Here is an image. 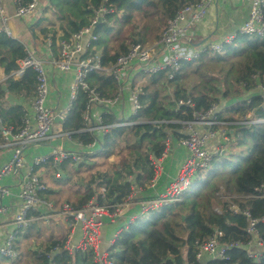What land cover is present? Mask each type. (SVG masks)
<instances>
[{
	"label": "trees",
	"instance_id": "16d2710c",
	"mask_svg": "<svg viewBox=\"0 0 264 264\" xmlns=\"http://www.w3.org/2000/svg\"><path fill=\"white\" fill-rule=\"evenodd\" d=\"M193 1L50 0V5L60 18L68 20L69 32L64 37L89 25L96 10L106 5L110 11L94 30L98 35L96 45L108 61L125 53L132 44L146 42L144 35L136 38L140 22L137 14L147 11L145 17L150 15L156 20L146 31L155 30L153 39H159L168 20ZM129 26L131 32L125 33ZM24 56L23 43L0 34V67L6 75L0 82L1 119L3 125L16 130L23 125L25 103L30 104L35 97V72L28 69L21 78L13 75ZM257 81L264 83V37L238 35L221 53L206 49L198 59L183 62L172 79H168L167 71L150 77L140 113L148 122L113 126L97 149L83 152L78 165L87 164V175L82 177L86 181L83 188L74 190L76 199L69 203L76 208L92 199L102 205L121 204L133 195L135 187L147 190L152 184L156 175L152 158L162 157L171 137L186 135L183 121L195 120L197 113H205L213 105L221 109L222 100L229 103L226 111L236 114L225 116L218 111L230 146L224 153H215L207 167L197 170L181 199L149 209L120 230L108 250L114 264H202L196 259V241L208 238L215 230L222 231L221 241L225 243H247L251 239L243 214L246 209L258 219L257 229L264 238V122H252L264 118L263 98L254 92ZM89 83L106 96L118 91L111 78L97 73L90 75ZM170 86L172 91L167 93ZM9 94L17 99L14 103L8 101ZM86 100L81 91L65 129L73 131L76 139L90 143L93 134L76 132L85 125L82 115ZM104 120L114 123L119 116L105 114ZM111 155L123 157L113 169L100 168L103 165L99 158L107 160ZM55 193L47 188L43 195ZM215 202L221 205L220 212ZM233 203L240 212L230 208ZM67 237V233L51 236L40 249L26 246L19 258L0 264H100L92 247L71 251L62 248L57 252L55 246L63 247ZM207 263L264 264V256L253 259L244 247H234L225 258Z\"/></svg>",
	"mask_w": 264,
	"mask_h": 264
},
{
	"label": "built area",
	"instance_id": "2783aa9c",
	"mask_svg": "<svg viewBox=\"0 0 264 264\" xmlns=\"http://www.w3.org/2000/svg\"><path fill=\"white\" fill-rule=\"evenodd\" d=\"M10 1L15 8L14 15L17 17L32 15L41 3V0ZM216 1L195 0L184 5L174 17L168 20L158 40L151 44L136 42L125 53L118 54L113 60L108 61L105 59L102 48L96 45L98 35L94 30L98 18L101 17L102 20L110 11L106 5H101L96 10L95 19L89 25L59 40L58 55H53L48 60L61 72L74 71L68 101L60 110H55L49 104L50 80L46 62L35 49L23 44L25 56L18 61V68L13 71V75L21 78L28 69H32L36 78L35 97L31 100L32 113L28 110L25 112L23 125L18 130L3 125L0 102V134L3 140L13 147L12 156L0 167V214L5 215L9 211L4 199L12 194V189L4 184V178L13 172L20 173L19 197L22 199L21 208L12 221L13 229L0 244V255L13 259L19 258L21 252L15 245L16 235L33 221L47 219L50 214L61 213L72 218L75 223L81 224L82 237L75 243L74 235L71 234L63 247L55 246L54 249L57 252H61L62 248L71 251L75 248L92 247L96 250V261L100 264H114L109 254L100 252V229L106 217L116 219L122 214L124 206L134 202L132 195L121 204L102 205L92 199L81 208H76L69 202L64 203L61 208H56L54 202L43 195L48 186L38 174V168L52 165L55 169L54 176L61 178L63 173L59 170V166L66 162L79 163L84 157L83 152L95 150L100 146V140L109 128L147 123L148 120L140 113L143 109L141 98L145 94L144 85L150 77L167 71L168 79H172L183 62L198 59L206 49L222 52L226 45L232 44L238 35L264 37V0H248L249 14L238 33L227 35L222 41L211 43L203 48L194 46L191 43L194 28L205 16L209 6ZM10 19L4 0H0V34L15 39ZM48 41L50 47L52 41L51 39ZM92 73L111 78L117 84L118 91L111 96L103 95L96 86H91L89 83ZM257 88L261 90L264 109V83L258 81ZM81 91L85 92L87 97L82 115L85 125L76 132L93 134L94 140L90 143L76 139L73 131L65 129V124ZM218 111V106L213 105L207 112L197 113L195 120L183 121L186 135L179 139V143L186 149L187 156L179 174L164 193L137 200L143 213L180 200L197 170L207 167L214 154L226 148L227 143L224 142H220L221 147L217 151H211L208 148L211 140L228 138V131L223 127L224 122L217 117ZM110 113L119 116V120L114 123L105 122L104 115ZM252 122H264V118L259 117ZM198 126H205L206 129H198ZM54 138L61 139V143L46 152L34 154L31 162L26 165L25 152L29 147ZM169 140L162 157L168 153ZM64 141L75 143L76 147H65L62 143ZM159 159L152 158L156 170L159 168ZM24 167H26L24 172H20ZM221 197L227 198L223 195ZM40 206L46 207L50 213L39 212ZM230 208L235 213L240 212L235 203ZM216 210L220 212V208ZM243 214L248 222L246 230L251 235V239L247 243H225L221 241L222 231L215 230L208 238L196 241L198 262L208 264L207 262L211 259L225 258L228 251L234 247H244L247 249L248 256L253 259L264 256V238L259 235L257 229L258 219L252 217L248 209L244 210ZM52 264L56 262L53 261Z\"/></svg>",
	"mask_w": 264,
	"mask_h": 264
},
{
	"label": "crops",
	"instance_id": "0c3cea01",
	"mask_svg": "<svg viewBox=\"0 0 264 264\" xmlns=\"http://www.w3.org/2000/svg\"><path fill=\"white\" fill-rule=\"evenodd\" d=\"M4 5L7 13L10 14L11 17V26L15 39L19 40L25 46L35 49L39 56H41V58H43L46 62L50 80L49 104L55 110H60L68 101L74 71L71 70L61 72L53 67L48 60L53 55H58L59 40L67 38L71 34L70 33L67 37H64L65 34L69 32L68 20L62 19L56 14L55 10L50 5V0H41V3L35 13L30 16L20 17V20H18L17 16L14 15L15 8L10 0H4ZM50 10L54 13L48 14ZM248 14V0H217L209 6L205 16L196 24L191 43L196 47L203 48L211 43L222 41L227 35L238 33L241 25L247 19ZM48 39H51L52 41V45L50 47ZM5 78L6 75L4 70L0 67V82H2ZM257 84L254 92L261 95V90L257 88ZM16 100L15 96L11 94L8 95V101L10 103H14ZM25 104V111L28 110L29 113H32L31 102L30 104ZM228 104H224L219 112L225 114V116H228V114L236 116L235 113H228L226 111L225 106H228ZM198 129L205 130L206 127L198 126ZM220 141L221 138L211 140L208 148L211 151L219 150L221 147L219 146ZM169 142L170 147L168 153L166 156L159 159V168L156 170L155 178L149 188L147 190H141L140 187H135L132 197L136 199V202L131 203L129 206H124L122 214L116 219H110L108 217L104 219V224L100 229V252L109 254L108 250L110 248V244L114 241L120 230L143 213L140 204L137 203V199H148L164 193L171 182L179 174L182 163L187 156V151L180 145L179 139L171 137ZM53 146L54 145L51 143L50 139L49 141L29 147L25 152L26 165L31 162V158L34 154L46 152ZM226 148H222V153L226 151ZM12 154V145L6 143L0 134V167L10 159ZM26 167L22 168L20 172L23 173ZM45 167L53 168L52 165H46ZM38 174L46 183L44 179L45 174H43L39 168ZM19 176L20 173L17 174L16 172H13L4 178V184L10 186L12 194L4 199V203H6L9 207L8 213L5 215L0 214V244L12 231L13 218L16 213H18L22 205V199L19 197ZM48 188L51 187L48 186ZM73 188L74 190H78L83 188V186L80 187L78 185ZM54 190L56 191L55 194H58L59 190L55 188ZM45 197L50 201H53L56 208H61L64 204L63 202L66 203V201H61L60 198H50L49 196ZM39 212L46 214L50 213L44 206L39 207ZM41 224L44 226V229L47 228V230H42V227H40ZM61 226H66V233L68 237L71 234L74 235L73 241L75 243L81 239V224L78 222L75 223L72 218L64 216L61 213H56L50 214L47 219L33 221L27 228L19 232L16 235V247L19 251L24 253L27 249L26 246L38 249L34 245L35 239L38 238V240H40L42 238V244H45L49 237L53 236V238H57L60 235L57 228H60ZM37 244H40V242Z\"/></svg>",
	"mask_w": 264,
	"mask_h": 264
},
{
	"label": "rangeland",
	"instance_id": "374dc122",
	"mask_svg": "<svg viewBox=\"0 0 264 264\" xmlns=\"http://www.w3.org/2000/svg\"><path fill=\"white\" fill-rule=\"evenodd\" d=\"M44 8H46V7H44ZM146 12H144L142 15L137 14V16H139L138 19L140 20V22H139V27L137 29L136 38L139 37L140 34L144 35L147 40H146V42H143V43L151 44L153 41L158 40V39H153L156 31L154 30L153 32L147 33L146 28L151 27L156 22V20L150 15L148 17H145ZM51 13H52V11L50 10L48 14H51ZM17 19L20 20V17H17ZM130 29H131V26L127 27L125 29V33H128V32L130 33L131 32ZM149 80L150 79L147 80V82L145 83L144 86H147L149 84ZM171 91H172V88L170 86L169 88H167V93H171ZM221 102H222L221 104L223 106L227 101L222 100ZM219 109L220 108L218 106V110ZM220 142L221 143L224 142L225 144L227 143L226 147L229 148V146H230L229 138L226 137L225 139H222ZM51 143L54 146L58 145L61 143V139L54 138L51 140ZM62 143L65 147H73V148L76 147V144L72 143V142L64 141ZM122 157H123L122 155H120L119 157H116L115 155H111L107 160L99 158L98 162L102 161L101 163L103 165V166H100V168H102V169H113L114 165L117 162L122 160ZM39 170L41 172H43V174H45L44 179L46 181L47 186H49L53 189L55 188V189L59 190L58 194L49 195V197L50 198H57V199L60 198L61 201H66V202L67 201L71 202V201L76 199V195L74 194V188L73 187L78 186V185L80 187H82V184L85 183V181H86V180H83L82 177L84 175H87L86 173L88 172L87 164L80 166V165H78V163L71 164L68 162L63 163L59 166V170L63 173V177L59 178V179H57V178L55 179V176H54L55 169H53L51 167L47 168L45 166H42L39 168ZM63 203H65V202H63ZM214 206H215V208H221V205L217 204L216 202L214 203ZM40 227H42V230H45V229L47 230V228L44 229V226L42 224L40 225ZM57 230L60 233H66L67 228H66V226H61L60 228H57ZM16 241L17 240H15V245H16ZM38 242H40V244H37ZM34 245L40 249V247L42 246V238L40 240H38V238H36L34 241ZM11 261H12L11 258H5L2 255H0V262L10 263Z\"/></svg>",
	"mask_w": 264,
	"mask_h": 264
},
{
	"label": "water",
	"instance_id": "95a60500",
	"mask_svg": "<svg viewBox=\"0 0 264 264\" xmlns=\"http://www.w3.org/2000/svg\"><path fill=\"white\" fill-rule=\"evenodd\" d=\"M101 21V17L98 18V22Z\"/></svg>",
	"mask_w": 264,
	"mask_h": 264
}]
</instances>
